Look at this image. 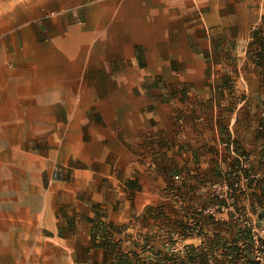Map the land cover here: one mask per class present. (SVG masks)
I'll return each instance as SVG.
<instances>
[{"label":"crops","instance_id":"obj_1","mask_svg":"<svg viewBox=\"0 0 264 264\" xmlns=\"http://www.w3.org/2000/svg\"><path fill=\"white\" fill-rule=\"evenodd\" d=\"M79 1L23 24L0 81L10 141L51 161L27 189L62 238L129 221L176 167L222 173L264 148V0Z\"/></svg>","mask_w":264,"mask_h":264},{"label":"rangeland","instance_id":"obj_2","mask_svg":"<svg viewBox=\"0 0 264 264\" xmlns=\"http://www.w3.org/2000/svg\"><path fill=\"white\" fill-rule=\"evenodd\" d=\"M66 1L0 0V81L6 73L18 69L11 57L21 52L19 38L23 24L36 18H49L67 8L78 12L83 8V2L68 5ZM4 102V90L0 87V264H111L114 252L137 251L143 245L178 257L185 255L190 247L202 244L212 247L214 239H218L220 245L213 247L211 264L214 257L224 258L221 245L233 241L244 250V257H239V261L251 256L264 264V148L255 152L253 159L249 157L246 168L239 167L238 159L246 153L244 150L235 152L236 160L230 170L222 173L206 168L203 172L184 174L176 167L175 173L167 175L166 183L158 184L150 193L155 204L140 211L133 210L129 221L115 224L94 214L85 219L91 224L88 236L62 238L60 229L42 228L38 224L36 212L41 200L35 191L27 189L36 182L37 171H43L42 167L45 169L51 161L32 151L42 148V143L35 139L22 144L14 141L16 139L10 141L17 136L10 135L11 128L6 126L10 119L7 111L1 109ZM258 126L256 130L264 135ZM22 147L30 151L22 152ZM234 170L236 175L252 177L247 184L228 190L223 184L234 182ZM43 173L42 178L46 177ZM51 178L65 180L63 167L55 164ZM155 208H163L167 220L159 217L157 211L153 212ZM208 217L213 225L204 223ZM97 218L106 224L100 225L93 240L91 220ZM172 220L190 225L201 221L202 230L194 229L191 234L182 236ZM109 223L113 226L107 225ZM68 224L73 226V221ZM103 241L111 246L108 249L100 246Z\"/></svg>","mask_w":264,"mask_h":264},{"label":"trees","instance_id":"obj_3","mask_svg":"<svg viewBox=\"0 0 264 264\" xmlns=\"http://www.w3.org/2000/svg\"><path fill=\"white\" fill-rule=\"evenodd\" d=\"M153 212L157 211V215L166 219V213L163 208H155L152 210ZM92 239L95 240L98 235V230L100 225L105 226V222L99 221V218L92 219ZM175 227V230L178 229L179 233L182 236H187L191 234V231L194 229L202 230L201 221H195L193 224L183 223L181 220H172L171 221ZM209 222V223H208ZM205 224L213 225L214 222L210 221V218H206ZM109 226H113L111 223L107 224ZM106 232H109L106 229ZM212 247L209 245L204 246V244L200 245V247H190L188 252L182 256H173V254H169L166 251H162L159 249H155L154 247L147 248L146 245L141 246V248L137 251L129 250V252H114V258L111 264H211L210 259L213 258V252L215 246L220 244L218 239L213 240ZM105 248L110 247L109 242H101ZM221 247L224 249L223 259H218V257H214L212 264H259L257 261H254L251 256H246V260L241 262L238 260L239 257H244L243 248L236 245V242L233 241L230 244L223 243Z\"/></svg>","mask_w":264,"mask_h":264},{"label":"built area","instance_id":"obj_4","mask_svg":"<svg viewBox=\"0 0 264 264\" xmlns=\"http://www.w3.org/2000/svg\"><path fill=\"white\" fill-rule=\"evenodd\" d=\"M258 129L264 132V113H262V121L259 123ZM223 146H230L228 144V142H224ZM239 159V167H243L246 168L249 164V156L248 154L244 153L238 156ZM235 170L233 172V176L235 177V180L232 184L227 185L226 183L223 184V187L227 188L228 190H232L235 188H238L240 186H243L245 184H247V182L249 181V179L252 177V175H247V176H239L240 173H237V175L235 174ZM176 178H178V176H175Z\"/></svg>","mask_w":264,"mask_h":264}]
</instances>
